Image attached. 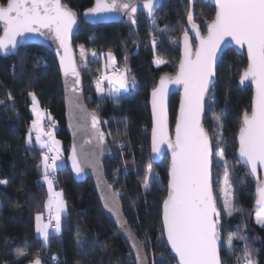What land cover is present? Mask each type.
Segmentation results:
<instances>
[{
    "label": "trees",
    "instance_id": "1",
    "mask_svg": "<svg viewBox=\"0 0 264 264\" xmlns=\"http://www.w3.org/2000/svg\"><path fill=\"white\" fill-rule=\"evenodd\" d=\"M78 17L93 4V0H62ZM188 0H163L156 14L147 19L139 14L135 24L116 22L88 24L81 22L73 37L78 64L83 76L85 102L101 118L100 130L107 135L104 144L103 170L113 189L120 190L124 215L142 242L151 264H175L174 254L165 241L158 239L161 231V204L167 192V165L165 155L160 164L150 161L151 118L148 106L149 92L161 75L175 72L179 60V38L188 31ZM193 22L202 32L205 23L214 15V8L197 0ZM154 21V25L152 22ZM153 38L156 48L153 49ZM89 53L85 65H80L78 48ZM111 52L117 64H125L129 79L136 84L131 95L120 98L116 104L108 97H99L94 89L96 74L102 71L104 58ZM155 58L164 61L156 66ZM246 59L227 50L217 66V82L210 95V108L221 117L224 127L222 147L231 170V182L237 212L223 215L221 258L224 264H238L245 245L251 253L252 264H264V226L256 222L254 209V182L246 167L235 158L236 135L244 111H250V86H238L240 72ZM36 94L40 109H49L54 135L60 142L65 164L55 173L53 187L63 193L66 212L62 217V231L50 234L48 243L35 234V216L44 213L48 188L40 169L42 150L30 132L33 115L31 97ZM11 96V99H9ZM178 95H172L169 113L173 125ZM106 122V123H105ZM216 121L206 113L205 127L210 133ZM31 136V143L28 142ZM120 141L121 143H117ZM121 144L123 145L121 147ZM213 145L216 141L213 140ZM69 137L65 129L63 92L55 58L45 48L35 45L22 47L17 54L0 57V264H27L37 256L42 264H135L124 240L108 220L97 200L90 179L76 182L66 167ZM157 177L150 190L142 187L148 166ZM219 168L213 164V187L218 197ZM222 208V207H221ZM233 234V248L227 251L225 241ZM91 241L81 250L76 239ZM145 236L149 243H143ZM244 236L245 239L239 237ZM21 249L27 255L17 257ZM162 253H166L160 258ZM154 257L156 259H154ZM239 264H243L241 260Z\"/></svg>",
    "mask_w": 264,
    "mask_h": 264
},
{
    "label": "snow or ice",
    "instance_id": "2",
    "mask_svg": "<svg viewBox=\"0 0 264 264\" xmlns=\"http://www.w3.org/2000/svg\"><path fill=\"white\" fill-rule=\"evenodd\" d=\"M189 9L187 20L196 30L195 39L199 41L193 51L188 31L183 34V49L179 63V70L174 77L161 76L159 83L152 90V146L153 154L161 152V146L167 145L171 152V162L168 167L167 195L162 201V225L158 239L166 241L170 252L174 253L172 259L175 264H224L221 258L222 235L221 229L223 215L232 216L236 211L234 195L232 191L231 170L229 169L224 147L222 143V132L210 136L205 131L201 117L205 113V95L213 82L214 64L218 50L221 49L225 37L231 38V43L247 47V67L240 75V83L251 81L254 88L251 111H244L241 124L237 133L238 159L250 170L253 176H257L258 168H264V0H214L215 15L207 23V35H201L194 19L195 0H188ZM142 6L151 17L158 7V0H142ZM123 13L136 23L134 14L137 12L136 0H95L93 7L88 8L85 17H98L106 13ZM77 25V13L61 3V0H0V27L3 34L0 35V52L8 54L23 46L26 34L37 33L40 36L51 38L58 43L60 55V70L64 74L66 93L71 82V92H79L77 85L80 83L77 64L70 55L69 35L73 27ZM153 49L156 48V39L152 41ZM95 56L96 53H91ZM109 64L115 63V57L111 52L108 54ZM82 61L87 62L88 53L83 47L80 49ZM155 63H164L156 60ZM107 67V65H106ZM70 77L74 80L70 81ZM107 81V97L114 103L119 104L121 90H129L134 87L136 81L129 79L126 70L114 71L111 75H104L98 79L96 91L104 94V81ZM177 84L183 86V95L179 114L176 117L175 140L169 136L168 117L165 99L169 92V85ZM32 99V113L36 117L32 121V130L36 131V143L42 152L43 180L48 185V199L44 208L48 212L49 222L42 223V213L36 215V231L48 243L50 232L59 235L62 231V217L66 212V203L63 193L54 191V175L61 167L60 142L54 138L51 131L44 132L41 121L44 116L37 107L36 94L29 92ZM11 99V96H9ZM71 106L74 119L78 121L75 125L82 129L88 139L86 144H93L91 151H86L81 145L77 153L73 145L69 160L72 171L77 177L85 175V168L91 167L94 172L99 170V155L105 144L106 136L112 133H104L100 130V121L96 111L88 112L84 109L78 95H73ZM211 111V109H208ZM219 114L212 111V117L216 121L215 127H224ZM51 119V117H48ZM106 123V122H105ZM46 136L47 139H42ZM213 140L216 145H213ZM31 143V136H29ZM121 143L120 141H116ZM123 145L121 144V147ZM51 161V162H49ZM223 168L220 183L222 194V208L218 206V199L214 194L212 168L213 164ZM152 168L148 166V175L143 179L142 187L147 191L153 187ZM98 178V187H101ZM0 184L7 181L0 180ZM121 191L113 189L111 184H103L101 200L104 207L119 216L118 200ZM257 207L256 222L264 226V181L257 177L256 199ZM55 222L54 224L52 222ZM123 230L127 225L120 221ZM245 239L244 236L239 237ZM77 246L83 250L91 241H82L79 234L76 239ZM145 236L143 243H149ZM132 248L136 253V264H148L146 255L142 248V242L135 238L131 240ZM233 248V234L227 239V251ZM17 257L25 256L23 250L18 249ZM166 253H162L160 258ZM154 259H156L154 257ZM252 264L251 253L245 245L243 257H237L238 264ZM5 264H9L8 261ZM32 264H41V258L37 256Z\"/></svg>",
    "mask_w": 264,
    "mask_h": 264
},
{
    "label": "water",
    "instance_id": "3",
    "mask_svg": "<svg viewBox=\"0 0 264 264\" xmlns=\"http://www.w3.org/2000/svg\"><path fill=\"white\" fill-rule=\"evenodd\" d=\"M162 1L163 0H158V7L154 11L153 15L150 17L148 15L147 11L142 6V0H136V2H137V12L134 14L135 20L138 18L139 14L144 15L145 18H147V19H151L156 14V12L159 9V7L161 6ZM201 1L208 2L214 8V15H215L214 0H201ZM195 2H196V0H195ZM61 3L64 4L62 0H61ZM94 4H95V0H93V4L89 8L93 7ZM64 5L67 6L68 8H70L68 5H66V4H64ZM87 9L82 11L80 17H78V15H77V25L73 27V30H72V32L69 35L70 55L72 56L73 60L76 62L77 66H78L77 70L79 72V78H80V83H79V85H77V87L79 88V92L78 93L73 94L71 92V90H70L71 87H72L71 82L68 85V89L69 90L66 93L64 74L60 70V55H63L64 53H63V49H60L59 50L60 55H57V50H58V47H59L58 43L54 42L51 38H48V37H45V36H40L37 33H31V34H26L27 38L25 39V41L23 43V46L19 47L18 50L20 48H22V47L29 46V45L40 46V47L45 48L55 58L56 65H57V68H58V71H59V74H60V80H61V86H62V92H63L65 129H66V132H67L68 137H69V146H68V152H67V157H66V167L69 169V171L71 173V177H72V179L74 181H76V182H84L87 179L91 180V182L93 184V188H94L95 194H96V197H97V200H98V202L100 204V207H101V210H102L104 216L108 220H110L112 222V224L114 225L118 235L126 243V245L128 247V250L130 252V255H131L134 263L136 264V253H135V250L132 248L131 240H132V238H135L137 241H140V240L138 239L137 235L135 234V232L130 227V225H129V223H128L125 215H124L120 198L118 200L119 216L114 215L112 212H110L108 209H106L104 207L103 201L101 200V191H102L103 184H110L108 182V180L106 179L105 174H104V170H103L102 159H103V153H104V145L102 146V148L100 150L101 151V154L99 155V165L100 166H99L98 172H94V170L91 167H86L85 168V175L83 177H77L76 174L72 171V164H71V161L68 159L69 156L72 154L73 145L76 146L77 153L80 152L81 145L84 146V149L86 151H91L95 147V142L94 141H93V144H86L85 141L88 139V136L85 135V133H84V131L82 129H78L77 127H75V125L78 123V121L76 119H74V113H73L72 106H71V99H72L73 95H78L80 97V101L83 104V107H84L85 110H87L88 112H92L94 110L89 109L87 104H86V102H85L83 76H82V73H81L80 68H79L78 58H77L76 50H75V47H74V44H73V37H74L75 33L77 32L81 22L92 24V25L116 23V22H129L130 24H132L131 19L128 16H125L123 13H115L114 12V13L102 14V15H100L98 17H85L84 13H85V11ZM214 15H213L212 19L214 18ZM196 25H197L198 30H199V32H200V34L202 36L203 35H207V26H206L205 32L202 33L200 28H199V26H198V24H196ZM195 32H196V30L193 29L192 25L188 22V35H189V39H190V43L192 45L193 51L195 50L196 46L199 43V41H197L195 39ZM2 34H3L2 27H0V35H2ZM183 34L184 33H182L180 35V38H179V54H180V56H179V60H178V63H177L176 70L171 75L165 74L167 76L174 77L176 75V73L178 72V70H179V63H180V59H181V56H182V49H183ZM18 50L14 51V52H9L8 54L0 52V57L7 58V57H10V56H14V55L17 54ZM227 50H232L235 54L244 57L246 59L245 68L247 67L248 57H247V47H246V45L245 46L235 45L234 43H231V38L230 37H225V42H222L221 49L218 50L217 58H216V61H215V64H214V73L215 74H214V77H213V82H212V84L209 87L208 93L205 95V99H204L205 109H206V102H207V100L209 98L210 92H211L213 86L217 82V66H218L219 60H220L222 55ZM244 69L240 72V75L244 71ZM165 75H161V76H165ZM240 75H239V78H238V81H237L238 86L240 88L243 87V86H250L251 91H252V96H253L254 88H253V86L251 84V81L249 80V81H246L244 84H241L240 83ZM161 76L158 77V79L156 80V83L153 86V88L157 86ZM69 79L71 81V80H74L75 78L74 77H70ZM168 87H169V92H168V94L166 96V99H165V105H166L167 117H168L169 136L174 141L175 140L176 117H177V115L179 114V111H180L181 97L183 95V86L182 85H177V84H170ZM153 88L150 90L149 98H148V106H149V112H150V118H151V127H150V131H149L150 161L152 163H154V164H160V162L162 161L163 157L165 155L167 156V158H168L167 183H168V167H169V164L171 162V152L168 150L166 144L161 146V152L159 154H153L152 150H151V146H152V126H153V109H152V90H153ZM174 94L178 95V105H177V110H176L174 123L172 125L171 119H170V113H169V103H170V99H171L172 95H174ZM251 101H252V97H251ZM250 111H251V107H250ZM97 116H98V119L100 121V125H99V127H100L101 126V118L99 117L98 114H97ZM201 123H202L205 131L208 132V134L210 135L209 131L205 127L206 111L201 117ZM236 137H237V135H236ZM236 144H237V148H238L237 139H236ZM237 148H236V152H235V158L242 166L246 167V169L248 170L249 176L251 177V179L254 182V203H253V206H254V209L257 211V207L255 205L256 188H257V177L261 181H264V168H258L257 176H253L251 174L249 168L242 161H239ZM98 178L102 182L101 183V187L97 186L98 185ZM212 180H213V168H212ZM166 187H167V184H166ZM213 189H214V187H213ZM214 194H215V192H214ZM166 195H167V192H166ZM120 221L124 222L127 225V230H123L121 228ZM161 222H162V204H161ZM222 238H223V236H222ZM165 243H166V241H165ZM221 244H223V239H222ZM142 248L144 250V255H146V257H147L148 264H151V260L148 257L147 252H146V250H145L143 245H142ZM168 248L170 249V247H168ZM27 264H32V261L27 263ZM41 264H42V261H41Z\"/></svg>",
    "mask_w": 264,
    "mask_h": 264
},
{
    "label": "rangeland",
    "instance_id": "4",
    "mask_svg": "<svg viewBox=\"0 0 264 264\" xmlns=\"http://www.w3.org/2000/svg\"><path fill=\"white\" fill-rule=\"evenodd\" d=\"M202 22L203 23H205V25H207V23L208 22H210L209 21V19L206 17V16H202ZM152 24L154 25V21L152 22ZM80 49L81 48H78V54H79V61H80V65H85L86 64V62L85 61H82L81 60V57H80ZM87 52V51H86ZM88 53V58H93V56L91 55V53H89V52H87ZM108 54V53H107ZM106 54V56H105V58H104V63H103V68H102V71H101V73H100V77L101 76H104V75H111L112 73H113V68H115L116 66L118 67L119 66V71H121V72H123V71H125L126 70V74H127V76H128V73H127V69H126V66H125V64L123 63V64H117L116 63V61H115V63L114 64H108L109 63V61H108V55ZM156 60H161V59H159V58H155V61ZM155 61H154V63H155ZM161 64H163V63H161ZM161 64H157V63H155V65L156 66H159V65H161ZM106 65H107V67H106ZM129 78V77H128ZM98 79L99 78H97L95 81H94V84H93V86H94V89L96 90V85H97V82H98ZM103 87L105 88V93L104 94H98L97 93V95L99 96V97H107V89H108V84H107V81L105 80L104 81V83H103ZM131 88H132V86H130V88H129V90H121V93H120V95H119V99L120 98H122V97H125V96H130L131 95V93H132V91H131ZM211 93V92H210ZM213 98H212V96L211 95H209V98H208V100H207V102H206V113H210L211 115H212V109L210 108V101L212 100ZM37 107L40 109V107L37 105ZM208 109H211V111H208ZM30 110H31V113H32V99H31V106H30ZM41 110V112H42V114H43V109H40ZM32 115H33V113H32ZM36 117L33 115V119H35ZM212 130H213V132H212V134H211V136H215L216 134H217V132H220L219 131V129L218 128H216L215 126H213L212 127ZM52 133H54V131L52 132ZM221 145H222V143H221ZM220 145V146H221ZM226 160H227V158H226ZM228 162V161H227ZM230 165V164H229ZM228 165V166H229ZM219 168V172H220V177H219V179H222V177H223V168L222 167H218ZM147 175H148V173H147ZM151 178H152V180H153V182H155V183H157L158 182V180H157V177L155 176V174H154V172L152 171V176H151ZM144 189V188H143ZM218 190H219V193H218V197H219V200H220V204H221V207H222V194H221V192H220V183L218 182ZM232 191H233V188H232ZM233 195H234V192H233ZM234 204H235V197H234ZM235 207H236V205H235ZM238 211V209H236V211L235 212H237ZM234 212V213H235ZM233 213V214H234ZM226 215V214H225ZM255 217H256V214H255ZM49 222V220H48V212L47 211H45L44 213H42V223H44V224H47ZM34 223H35V234H36V236L37 237H40V238H42L40 235H39V233H37V231H36V216H35V221H34ZM53 224L55 223L54 221L52 222ZM49 232H50V234H55L54 232H52V229L50 228L49 229ZM43 239V238H42ZM228 239V238H227ZM227 239H226V241H225V246L227 247ZM243 255L244 254H242L240 257H243Z\"/></svg>",
    "mask_w": 264,
    "mask_h": 264
},
{
    "label": "built area",
    "instance_id": "5",
    "mask_svg": "<svg viewBox=\"0 0 264 264\" xmlns=\"http://www.w3.org/2000/svg\"><path fill=\"white\" fill-rule=\"evenodd\" d=\"M119 69H120L119 66L118 67L116 66L115 68H113V72L114 71H117ZM100 73L101 72H99V73L96 74V79L97 78H100ZM43 116H44V118L41 121V126L43 128V131L45 133L48 132V131L53 132V130H54L53 129L54 128V124H53L52 118L51 119L48 118L49 116L51 117L48 108L43 109ZM42 152H47V149L46 148L43 149ZM49 162H51V161H49ZM48 220H49V218H48Z\"/></svg>",
    "mask_w": 264,
    "mask_h": 264
},
{
    "label": "crops",
    "instance_id": "6",
    "mask_svg": "<svg viewBox=\"0 0 264 264\" xmlns=\"http://www.w3.org/2000/svg\"><path fill=\"white\" fill-rule=\"evenodd\" d=\"M109 64V63H108ZM111 65V64H110ZM102 68H103V66H102ZM38 105V104H37ZM34 120V119H33ZM32 120V121H33ZM32 128V122H31V124H30V129ZM31 133L32 134H34V136L36 137V131L35 130H32L31 131ZM53 135H54V133H53ZM54 138L56 139V137H55V135H54ZM42 139H44V140H46L47 139V137L46 136H43L42 137ZM57 140V139H56ZM59 147H60V150H61V152H60V156H61V167L65 164V162H64V159H63V156H62V149H61V145L59 144ZM41 166H40V169H41V171L43 172V164H42V162H41V164H40ZM47 185V184H46ZM47 188H48V185H47ZM53 189H54V187H53ZM54 191H57V190H55L54 189ZM57 192H59V191H57ZM48 199V198H47ZM47 211V210H46Z\"/></svg>",
    "mask_w": 264,
    "mask_h": 264
},
{
    "label": "flooded vegetation",
    "instance_id": "7",
    "mask_svg": "<svg viewBox=\"0 0 264 264\" xmlns=\"http://www.w3.org/2000/svg\"><path fill=\"white\" fill-rule=\"evenodd\" d=\"M197 1V0H196ZM202 32V31H201ZM205 32V31H204ZM204 32H202V33H204Z\"/></svg>",
    "mask_w": 264,
    "mask_h": 264
}]
</instances>
